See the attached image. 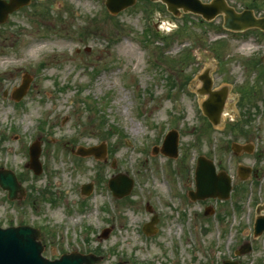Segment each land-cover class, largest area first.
<instances>
[{"label":"rangeland","instance_id":"1","mask_svg":"<svg viewBox=\"0 0 264 264\" xmlns=\"http://www.w3.org/2000/svg\"><path fill=\"white\" fill-rule=\"evenodd\" d=\"M226 2L264 16V0ZM222 21V15L210 24L191 12L174 16L151 0H136L115 16L103 0H32L9 16L0 25V166L15 173L26 194L9 201L0 189V226L39 227L48 258L75 250L101 255L99 264H216L223 258L262 264L264 233L254 238L252 226L256 205L264 202V76L256 72L264 64L255 67L252 59L263 52L264 35L258 34L260 42L249 34L218 37ZM204 70L215 89L229 90V111L218 127L198 110L206 98L195 93ZM24 73L33 80L15 101L10 93ZM171 129L177 157L153 154ZM33 140L40 144L38 175L25 166ZM233 141L255 149L234 157ZM102 144L105 160L72 152ZM197 155L214 159L217 170L228 168L233 181L226 202L180 203L164 187L168 174L178 194L192 188ZM238 164L257 176L237 179ZM118 172L134 184L115 203L106 185ZM83 183H92L89 195L79 194ZM146 204L159 217L151 235L141 231L151 217ZM208 205L214 213L205 215ZM244 241L251 252L234 255Z\"/></svg>","mask_w":264,"mask_h":264},{"label":"water","instance_id":"2","mask_svg":"<svg viewBox=\"0 0 264 264\" xmlns=\"http://www.w3.org/2000/svg\"><path fill=\"white\" fill-rule=\"evenodd\" d=\"M29 0H10L9 3L0 1V22H3L7 14L14 9L26 4ZM167 5V9L173 14H176V9L181 7L184 11L193 10L202 13L205 17L210 18L216 13L223 11L225 13V26L233 29H243L249 26H264V20L254 19L249 11L242 13H235L232 8L227 7L221 0H215L213 4H201L198 0H161ZM135 0H106V6L109 12L116 14L120 10L134 4ZM205 89L210 85L206 75H203ZM29 77L26 76L23 85L16 89L13 93L16 99L20 98L28 85ZM222 99L215 97V93H211V99L204 103V111L208 118L215 124L219 121V114L222 109ZM38 147V146H37ZM35 146L31 150V164L30 167L35 173L40 172V164L37 160L39 150ZM234 151L239 152L241 148L250 151L249 147H241L238 144H233ZM82 151V150H81ZM93 149L87 151L83 150L82 153H90ZM163 151L176 155V136L169 135L164 141ZM104 152V151H103ZM94 153L101 156L100 151ZM248 169L240 167V174L245 177ZM197 192L193 194L195 197H205L208 195L226 197L229 191V180L223 174H214L211 162L203 157L198 159V166L196 169ZM0 185L8 190L9 197H15L17 191L23 193V187L17 182L13 172L9 170H0ZM110 187L117 196H122L130 190L131 182L122 175H118L110 182ZM91 185L88 184L83 187L85 192H89ZM156 221L155 217L152 218L149 225L145 227L146 231H150V225ZM255 235L260 234L264 229V216L257 218L255 223ZM106 235V234H105ZM38 232L26 227H11L7 229H0V264H80L82 261L85 264L97 262L99 258L93 256H79L75 254L63 255L59 260H47L40 256L41 245L36 238ZM250 250L248 244L243 246L239 253L247 252ZM122 264V263H116ZM230 264V263H226Z\"/></svg>","mask_w":264,"mask_h":264},{"label":"bare ground","instance_id":"3","mask_svg":"<svg viewBox=\"0 0 264 264\" xmlns=\"http://www.w3.org/2000/svg\"><path fill=\"white\" fill-rule=\"evenodd\" d=\"M30 52H31V56H34L35 55V53H34V49H30ZM221 94H223L222 92H220ZM215 97H218V98H220L221 96H220V94L219 93H216L215 94ZM135 129H137V130H139V125H136V127H135Z\"/></svg>","mask_w":264,"mask_h":264},{"label":"flooded vegetation","instance_id":"4","mask_svg":"<svg viewBox=\"0 0 264 264\" xmlns=\"http://www.w3.org/2000/svg\"><path fill=\"white\" fill-rule=\"evenodd\" d=\"M21 10H26V8H22V9H20L18 12H20ZM18 12H17V13H18Z\"/></svg>","mask_w":264,"mask_h":264}]
</instances>
